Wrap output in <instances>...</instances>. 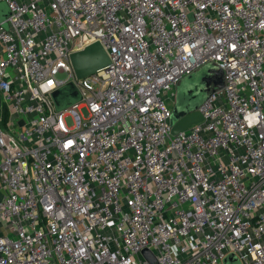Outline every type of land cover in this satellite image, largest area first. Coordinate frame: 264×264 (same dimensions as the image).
Wrapping results in <instances>:
<instances>
[{
    "label": "built area",
    "instance_id": "built-area-1",
    "mask_svg": "<svg viewBox=\"0 0 264 264\" xmlns=\"http://www.w3.org/2000/svg\"><path fill=\"white\" fill-rule=\"evenodd\" d=\"M0 4V264H264V0ZM94 42L109 63L77 79ZM208 63L223 86L172 134Z\"/></svg>",
    "mask_w": 264,
    "mask_h": 264
},
{
    "label": "water",
    "instance_id": "water-1",
    "mask_svg": "<svg viewBox=\"0 0 264 264\" xmlns=\"http://www.w3.org/2000/svg\"><path fill=\"white\" fill-rule=\"evenodd\" d=\"M0 10H5L3 4H0ZM2 18L3 16H0V19ZM69 59L77 79L87 77L109 63L106 52L98 42L91 43L84 49L71 53ZM222 86L223 73L212 63L205 64L181 79L175 87L176 101L171 111V133L184 131L190 125L201 122L200 114L192 110L196 109L211 93ZM61 93H64L61 89L51 93L57 110L65 109L80 99V95L74 86L70 88L69 98L66 101L62 99ZM142 254L151 264H155L147 250H143ZM223 264L240 263L234 255L228 254L223 260Z\"/></svg>",
    "mask_w": 264,
    "mask_h": 264
},
{
    "label": "rangeland",
    "instance_id": "rangeland-1",
    "mask_svg": "<svg viewBox=\"0 0 264 264\" xmlns=\"http://www.w3.org/2000/svg\"><path fill=\"white\" fill-rule=\"evenodd\" d=\"M66 78V74L64 73H61V74H58L56 79H65ZM73 86V84L71 82H67L66 84H64L63 86H61L59 89L62 90V92L64 91V93L62 95V99H64L65 101L69 98V90L70 88ZM175 92V90H174ZM176 93V92H175ZM175 101H176V97H175ZM166 104H169V107L172 106V103L170 102H166ZM65 122L68 124V125H71V119L69 117H66L65 118Z\"/></svg>",
    "mask_w": 264,
    "mask_h": 264
},
{
    "label": "bare ground",
    "instance_id": "bare-ground-1",
    "mask_svg": "<svg viewBox=\"0 0 264 264\" xmlns=\"http://www.w3.org/2000/svg\"><path fill=\"white\" fill-rule=\"evenodd\" d=\"M47 86H49V83H45V84H44V87H47Z\"/></svg>",
    "mask_w": 264,
    "mask_h": 264
}]
</instances>
